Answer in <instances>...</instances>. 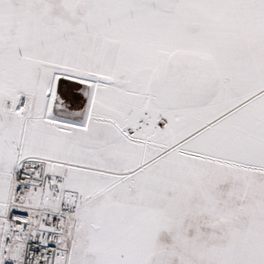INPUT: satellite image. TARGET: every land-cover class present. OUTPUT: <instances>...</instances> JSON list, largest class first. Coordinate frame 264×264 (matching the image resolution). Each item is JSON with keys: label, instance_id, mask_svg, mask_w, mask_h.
<instances>
[{"label": "snow or ice", "instance_id": "snow-or-ice-1", "mask_svg": "<svg viewBox=\"0 0 264 264\" xmlns=\"http://www.w3.org/2000/svg\"><path fill=\"white\" fill-rule=\"evenodd\" d=\"M0 264H264V0H0Z\"/></svg>", "mask_w": 264, "mask_h": 264}]
</instances>
